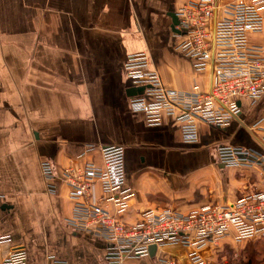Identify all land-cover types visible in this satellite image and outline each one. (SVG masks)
<instances>
[{
  "label": "crops",
  "instance_id": "1",
  "mask_svg": "<svg viewBox=\"0 0 264 264\" xmlns=\"http://www.w3.org/2000/svg\"><path fill=\"white\" fill-rule=\"evenodd\" d=\"M188 1L0 0V236L12 239L0 245V260L22 245L28 264H47L51 254L70 264H105L106 243L66 224L73 211L67 186L58 180L57 192L49 193L41 172V162L51 161L61 179L89 146L96 150L84 160L98 165L102 148L126 149L135 194L125 216L130 222L151 208L188 212L264 190L249 180L261 176L258 169L219 166L215 158L221 145L262 149L244 125L264 119V100L242 102L227 129L201 124L200 143L191 146L173 119L149 127L143 114L129 110L130 98L141 93L123 69L129 54H149L167 88L208 89L209 74L195 72L172 29L170 15ZM228 188L231 194L217 195ZM95 190L99 195L98 184ZM164 252L189 264L182 248ZM155 255L125 264H158Z\"/></svg>",
  "mask_w": 264,
  "mask_h": 264
},
{
  "label": "built area",
  "instance_id": "2",
  "mask_svg": "<svg viewBox=\"0 0 264 264\" xmlns=\"http://www.w3.org/2000/svg\"><path fill=\"white\" fill-rule=\"evenodd\" d=\"M179 24L174 36L178 49L197 73H208L209 87L200 84L181 91L165 87L159 72L151 67L145 52L129 54L123 65L132 86L141 93L129 100V110L143 114L149 127H160L166 118L178 125L184 145L200 143V125L227 129L239 119L241 103L264 100V43L251 41L264 34V0H191L176 13ZM1 42V32H0ZM264 119L246 127L261 150L221 145L215 149L218 165L258 169L264 177ZM89 146L63 170L61 179L51 161L41 162L48 192H57L61 180L73 202L66 224L74 232L106 243L105 264H125L130 259H147L157 248L158 264H182L169 248L186 251L189 264H211L214 252L224 245H238L264 237V190L243 193L235 201L226 198L208 202L188 212L174 208L147 209L136 221L125 219L135 194L127 183L126 149L111 145L100 150L102 164L84 160L95 152ZM99 185L100 194L95 190ZM12 241L0 236V245ZM25 246H16L0 264H28ZM47 264H70L55 254ZM220 264H225L221 262Z\"/></svg>",
  "mask_w": 264,
  "mask_h": 264
},
{
  "label": "rangeland",
  "instance_id": "3",
  "mask_svg": "<svg viewBox=\"0 0 264 264\" xmlns=\"http://www.w3.org/2000/svg\"><path fill=\"white\" fill-rule=\"evenodd\" d=\"M251 41L255 43H264V34L262 36H252ZM243 139L248 146H252L253 143L247 135L243 133ZM216 158V155H215ZM217 163V162H216ZM218 164V163H217ZM220 166V165H219ZM246 173H243V175ZM248 174V173H247ZM242 174L238 177L241 178ZM252 179L255 183H264V177L253 173L249 180ZM217 195L231 194L233 189L228 188L225 190H217ZM224 197V196H223ZM222 253L214 252L210 258L211 264H264V237H259L255 240L244 242L242 244L234 245L231 247L224 245Z\"/></svg>",
  "mask_w": 264,
  "mask_h": 264
},
{
  "label": "water",
  "instance_id": "4",
  "mask_svg": "<svg viewBox=\"0 0 264 264\" xmlns=\"http://www.w3.org/2000/svg\"><path fill=\"white\" fill-rule=\"evenodd\" d=\"M170 16L172 18V29L174 31H176L175 26H177L179 24L178 16H177V14H171ZM156 252H157V248L152 247V256H154L156 254Z\"/></svg>",
  "mask_w": 264,
  "mask_h": 264
}]
</instances>
